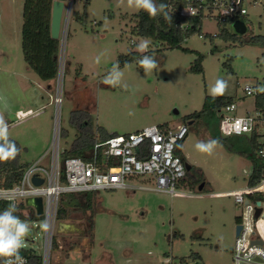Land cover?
Masks as SVG:
<instances>
[{
    "label": "rangeland",
    "instance_id": "obj_1",
    "mask_svg": "<svg viewBox=\"0 0 264 264\" xmlns=\"http://www.w3.org/2000/svg\"><path fill=\"white\" fill-rule=\"evenodd\" d=\"M24 3L0 0V115L7 125V140L20 146L22 163H34L45 154L49 164L56 108L62 152L78 138L72 123L75 111L90 113L93 133L100 139L101 134L125 135L151 125H182L184 116L201 111L205 97L213 96L217 81H225L227 87L223 95L216 96L233 98L242 115L254 109L256 100L243 87L264 86V47L247 43L251 36H264V0L248 6L249 28L239 43L212 39L221 28L216 20L205 19L201 30L207 37L194 34L183 43L186 50L166 49L139 36L134 16L140 10L129 8L127 0H90L86 9L85 0H68L59 74L50 88L24 59ZM229 32L236 33L233 26ZM143 39L148 47L139 51L137 45ZM132 51L140 57L119 67L121 83L115 87L105 84L113 65ZM145 55L157 61L150 72L138 63ZM200 55L204 57L203 73H195L192 68ZM57 97H61L58 106ZM210 139L200 123L191 125L181 146V154L192 166L185 184L177 188L182 195L110 190L92 194L93 209L86 214L75 207L76 200L65 205L68 217L58 219V248L52 252L51 264H233L231 250L241 207L228 194L247 186L251 164L220 144L211 155L196 149L198 142ZM134 183L154 186L146 179ZM201 184L204 188L199 191ZM77 199L81 206L87 201L83 196ZM41 222L30 238H35L39 252L44 246ZM193 254L201 258L195 260Z\"/></svg>",
    "mask_w": 264,
    "mask_h": 264
},
{
    "label": "built area",
    "instance_id": "obj_2",
    "mask_svg": "<svg viewBox=\"0 0 264 264\" xmlns=\"http://www.w3.org/2000/svg\"><path fill=\"white\" fill-rule=\"evenodd\" d=\"M184 1L185 5L180 9L183 17H200L202 24L205 19H214L217 25L232 21V26L235 22L242 21L247 29L248 6L257 5L256 0ZM203 36L204 34L200 35L201 38ZM256 89L250 85L243 87L246 95L257 99L264 93H259ZM55 103L60 105L61 97H57ZM219 117V131L223 138L245 136L255 141L256 157L261 165V176L256 184H251L254 167L250 162L251 169L246 172L247 186L228 194L241 207V215L237 220L241 230L236 234L231 250L233 264H264V108L258 107L255 102L252 111L241 115L234 102L222 108ZM190 128L189 123L177 127L169 124L151 125L125 135H112L95 142L91 160L71 157L62 163L61 126L56 108L49 164L45 163L47 155L44 154L29 165L18 184L10 188L0 186V203L7 207L11 203L16 204L19 211L15 215L29 223L31 228L20 254L27 259L28 264H51L63 194L144 190L165 193L171 197L182 195L177 188L186 178L187 168L181 146L189 136ZM35 178L41 179L43 183L35 184ZM139 179L150 180L154 186L134 183ZM38 197L43 202L42 214L30 204ZM40 220L48 225L47 231H41L44 235L42 252L34 245L35 238L30 240L33 230L40 229Z\"/></svg>",
    "mask_w": 264,
    "mask_h": 264
},
{
    "label": "trees",
    "instance_id": "obj_3",
    "mask_svg": "<svg viewBox=\"0 0 264 264\" xmlns=\"http://www.w3.org/2000/svg\"><path fill=\"white\" fill-rule=\"evenodd\" d=\"M54 1L55 0H25L23 16L24 25L22 31V48L25 62L42 81L47 82L49 85H51L58 77L59 57L61 52V41L54 39L51 34V18ZM60 1L68 2V0ZM75 1L76 0H73V2ZM156 3H164L168 6L165 11L171 16V20H166L163 14L157 15L153 18L150 17L147 12L140 10L139 13L134 16V30L139 36L150 38L155 43L164 45L166 49L173 50L183 49V43L194 34H203L201 30L202 18L183 17L180 15V9L185 5L184 0H156ZM89 4L90 0H85V9ZM85 15L86 14H84V16ZM218 26L221 28V31L216 36H211L212 39L221 37L226 42L239 43L241 41L240 34H231L229 32V28L232 27V21L219 24ZM203 37H207V34ZM247 43L264 47V36H251L247 40ZM139 57V52H129L128 55L120 57L119 67L123 68L126 65L137 61ZM203 61L204 57L200 55L195 61L192 71L195 73H203ZM227 63L229 65L230 61ZM234 102V99L231 97L206 96L201 111L184 116V121L185 123H200L210 134L211 139L218 140L219 144L224 146L228 151L237 153L248 159L254 167L251 184H256L261 176V165L256 157L257 144L255 141L250 140L245 136L223 138L219 131L220 110ZM255 102L258 107L264 108V95L258 97ZM72 123L77 127L79 134L74 145L70 149L62 151V163L71 157H79L87 161L91 160L94 144L99 138L93 133L90 113L83 110L75 111L72 115ZM108 137H110V135L101 134L100 139L104 140ZM10 145H14L16 149H18L15 159L0 162V186L7 188L18 184L23 173L30 165V163H22L19 161L20 146L16 141L9 139L0 142V147H5V149ZM183 159L186 162L184 156ZM99 162H101V160H99ZM203 177L204 176L202 175V178ZM185 179L181 184H185ZM95 193L96 192L68 193L73 195L71 198H67L64 196L66 194H63L60 199L58 219L62 220L68 217V211L64 206L72 204L71 202L75 200L78 201V203L75 204V207L78 206L79 209H83L84 214L92 210V194ZM77 195L83 196V198L87 199L84 205L81 206L80 199H77ZM5 208H7V205L0 203V212ZM89 217L91 221L90 230H93V216L89 215ZM54 248H58L56 241ZM192 257H194L195 260L201 258L197 254H193ZM2 263L3 261L0 259V264Z\"/></svg>",
    "mask_w": 264,
    "mask_h": 264
},
{
    "label": "clouds",
    "instance_id": "obj_4",
    "mask_svg": "<svg viewBox=\"0 0 264 264\" xmlns=\"http://www.w3.org/2000/svg\"><path fill=\"white\" fill-rule=\"evenodd\" d=\"M120 2L123 3V0H120ZM127 6L137 11L143 10L153 18L163 14L166 20H171V16L165 11L168 6L164 3L157 4L155 0H127ZM147 47L148 41L146 39H143L137 45L139 51H145ZM99 59L97 57V63H99ZM138 63L145 72H150L157 67V61L148 55L143 56ZM122 77L123 71L117 63L113 65L103 82L115 87L121 83ZM226 87L227 84L225 81H217L216 86L212 89V95H223ZM256 91L264 93V86L258 87ZM0 140L7 141V125L2 115H0ZM218 144V140L210 139L207 142H198L195 147L200 152L211 155ZM17 153L18 149L14 145H10L7 149L0 147V162L15 159ZM17 211H19L18 206L11 203L6 209L0 212V259H2L3 264H28L27 259L20 254V250L25 247V238L30 234L31 228L29 223L15 215ZM41 228L47 231V223L41 222Z\"/></svg>",
    "mask_w": 264,
    "mask_h": 264
},
{
    "label": "water",
    "instance_id": "obj_5",
    "mask_svg": "<svg viewBox=\"0 0 264 264\" xmlns=\"http://www.w3.org/2000/svg\"><path fill=\"white\" fill-rule=\"evenodd\" d=\"M73 0H70V3ZM69 8H66V2L60 1V0H55L53 3V8H52V18H51V34L52 37L54 39L60 40L61 39V33H62V27H63V21H64V17L66 15V13H68ZM233 27L236 31L237 34L240 35H245L247 32V27L245 25L244 22L242 21H237L233 24ZM190 125L193 124V122H189ZM186 168L187 170L191 169V165H189L188 163H186ZM35 184L37 185H41L43 183V181L41 179H34ZM204 188V184H201L199 186V191H202ZM30 204H33L39 214H42L43 212V202H42V198L38 197L35 198ZM64 226L63 224L61 225V227ZM71 228L73 229V227L71 226ZM241 230V226H237L236 229V234H238Z\"/></svg>",
    "mask_w": 264,
    "mask_h": 264
},
{
    "label": "flooded vegetation",
    "instance_id": "obj_6",
    "mask_svg": "<svg viewBox=\"0 0 264 264\" xmlns=\"http://www.w3.org/2000/svg\"><path fill=\"white\" fill-rule=\"evenodd\" d=\"M237 226H239L238 224H236V229H237ZM205 264V263H204Z\"/></svg>",
    "mask_w": 264,
    "mask_h": 264
},
{
    "label": "crops",
    "instance_id": "obj_7",
    "mask_svg": "<svg viewBox=\"0 0 264 264\" xmlns=\"http://www.w3.org/2000/svg\"><path fill=\"white\" fill-rule=\"evenodd\" d=\"M50 86H51V85H49V88H50ZM114 135H116V134H114ZM110 136H112V135H110Z\"/></svg>",
    "mask_w": 264,
    "mask_h": 264
}]
</instances>
